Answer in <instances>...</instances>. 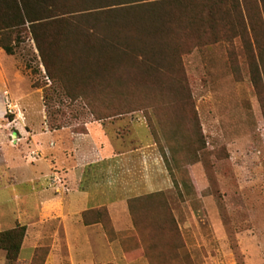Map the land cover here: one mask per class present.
Here are the masks:
<instances>
[{
  "label": "rangeland",
  "instance_id": "rangeland-1",
  "mask_svg": "<svg viewBox=\"0 0 264 264\" xmlns=\"http://www.w3.org/2000/svg\"><path fill=\"white\" fill-rule=\"evenodd\" d=\"M239 57V70H235L224 43L195 49L184 56L185 86L192 95L187 105L168 97L151 98L154 108L146 104L141 106L144 109L97 119L86 100L71 102L61 96L60 102L61 89L46 77L35 41L25 37L3 63L7 76L0 75V207L12 211L21 203L13 197L33 187L9 184L13 178L20 182L30 176L27 163H36L43 154L26 148L33 130L45 142L48 136L43 130L81 133L100 127L105 139L123 137L116 151L138 149L141 153L138 163H130L129 173L120 176L119 184L109 191H123L129 199L162 192L178 226L173 233L161 231L160 246L148 249V256L142 248L129 250L131 264H264V96H258L248 66ZM34 81H47L48 86L34 88ZM45 94L50 96V111ZM133 97L129 100L139 96ZM94 103L105 110L103 101ZM37 165L41 182L48 186L47 163L39 160ZM155 173L161 184L153 187L150 180ZM115 180L117 176L111 177ZM83 184L89 187L91 180ZM27 202L36 211L38 201ZM146 211V218L160 215L159 210ZM131 223L115 232L113 222H107L109 238L118 240L122 248L133 244L139 238ZM18 224L27 227L18 219L11 228ZM56 229V220L45 223L36 264L47 257ZM147 240V244L153 242ZM1 250L0 264H9L6 251ZM14 264L24 263L18 259Z\"/></svg>",
  "mask_w": 264,
  "mask_h": 264
},
{
  "label": "trees",
  "instance_id": "trees-1",
  "mask_svg": "<svg viewBox=\"0 0 264 264\" xmlns=\"http://www.w3.org/2000/svg\"><path fill=\"white\" fill-rule=\"evenodd\" d=\"M27 36L35 41L46 77L61 89L60 102L61 96L86 100L97 119L146 104L154 108L151 98L187 105L192 95L185 86L184 56L218 43L225 44L235 70L239 55L244 58L258 96H264V0H0V48L14 55ZM47 86V81L33 82L34 88ZM49 98L44 95L50 111ZM96 99L106 104L104 111ZM128 205L139 239L123 245L125 253L142 248L148 256V249L160 246L161 231H178L162 192L131 198ZM148 209L159 210L153 214L158 221L144 217ZM83 220L102 223L106 230L112 223L106 206L84 211ZM26 231L22 224L0 231L9 264L19 259ZM147 237L153 242L145 243ZM41 251L36 249L31 264Z\"/></svg>",
  "mask_w": 264,
  "mask_h": 264
},
{
  "label": "crops",
  "instance_id": "crops-1",
  "mask_svg": "<svg viewBox=\"0 0 264 264\" xmlns=\"http://www.w3.org/2000/svg\"><path fill=\"white\" fill-rule=\"evenodd\" d=\"M11 56L0 48L2 77L7 76L3 63ZM13 94L19 98L16 93ZM101 130L100 127H92L86 132L76 133L47 129L43 130L48 136L45 142L36 138V131L31 132L32 140L26 148L43 154L36 163H27L30 176L20 182L12 177L13 182L9 184L33 187L24 195L16 194L13 197L21 200V203L12 211L0 207V231L11 228L18 219L27 224V236L19 262L31 264L36 249L42 245L40 240L45 223L56 220L57 229L51 234L54 239L48 245L50 250L44 264H131L121 243L109 238L102 223L85 224L83 220L84 211L106 206L115 232L132 224L128 205L130 196L123 191L113 193L109 187L116 182L119 184V177L129 173L130 163H138L141 153L138 149L116 151L115 147H122L123 137L105 139L100 135ZM49 157L57 158L54 161ZM39 160L47 163L46 174L50 176L48 186L41 182L37 174ZM143 162L146 163L140 160V163ZM114 176H117V180L111 181ZM158 177L156 173L151 175V186L161 184ZM87 179L91 180L89 187L83 184ZM33 198L38 201L34 212L27 202ZM17 213L20 214L18 217ZM23 217L27 220H23ZM30 232L32 239L27 243Z\"/></svg>",
  "mask_w": 264,
  "mask_h": 264
}]
</instances>
